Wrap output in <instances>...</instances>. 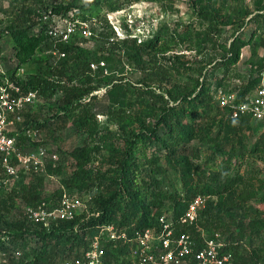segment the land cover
<instances>
[{
  "label": "trees",
  "instance_id": "16d2710c",
  "mask_svg": "<svg viewBox=\"0 0 264 264\" xmlns=\"http://www.w3.org/2000/svg\"><path fill=\"white\" fill-rule=\"evenodd\" d=\"M20 1H22L20 11L24 16L17 17V22H10L2 29L10 35L12 56L7 57L4 72L0 73V83L3 78H8L18 85L23 93L36 91L39 102H46L47 109L55 110V113L51 117L52 119L40 121L38 114L33 112L35 111L34 105L23 113V121L21 125H18V130L29 128L41 131L48 124V120L63 122L70 112L81 107L83 116L76 119L77 125L83 128L92 137V140L97 139L105 144L102 145L103 148L83 146L77 149L74 153L80 162L74 165L76 170L67 178L62 179L59 182V188L51 195H44V179L46 175L58 174L60 165H56L55 168L47 165L44 174L21 175L12 192L1 197L0 250L4 253L6 262H0V264H64L67 260L82 256L93 238L99 234L101 226L112 224L116 229H124L129 236L135 230L157 229L160 216L174 223L177 222L186 210L189 201L197 195L207 199L203 210L198 213L196 224L207 236H211L217 231L213 230L208 233L207 229L215 223L217 214L222 211L231 212L236 207L243 208L245 204H237L228 200L232 191L229 187L231 188L233 184L229 162L236 156L235 149L230 147L225 150L221 144L216 143L208 147L207 153L201 154L199 147H190L193 140L207 143L209 141L207 134L213 128L212 122L207 120L213 109V97L205 89L204 84L196 81V88L193 90L198 89L199 91L196 93L174 87L173 95L175 94V97L171 106H168V102L162 94H157L150 88L151 83L161 78L160 73L149 68L152 65H150L152 60L173 50L178 42L182 43L186 40L185 37L181 38L177 31L170 32L166 27H162L152 33L150 37L147 36L137 42V38L130 37V29L123 23L125 28L123 39H117L110 26H108L109 35L101 33L99 37L98 35L92 37L97 41L108 40L107 38L112 36L114 41H109V47L99 45L98 51H90L82 48L81 41H78L84 39H73L69 44L59 47L61 51L65 52V57L53 59L52 56L46 55L50 43L44 32L45 26L40 22L39 31H33L31 19L27 17L31 12L30 3L32 4V1L36 0ZM37 1L40 2V0ZM138 1L59 0L58 3L50 5L49 10L46 11L92 20L100 18L105 9L108 12L120 11ZM199 1L201 3V0ZM211 1L215 2L216 0ZM42 11H36L37 17L41 15ZM32 12L33 17L35 11ZM212 13L213 10L207 9L205 6L200 7L197 14L205 19L207 24L201 38L202 42L204 38V41L210 42L213 34L221 35L222 28L227 26L236 27L237 34L233 35L228 52L221 56V60L215 64L212 70L214 71L216 68L222 70L223 77L216 81L219 89L222 87L223 78L229 69L228 62H237L239 50L246 45L242 39L243 34L239 31L249 12L243 11L240 15L241 18L236 21L227 15L224 23L218 22V18ZM250 20L255 23L253 32L264 34V13H256ZM25 21L30 24H23ZM163 37L166 38L165 41H162ZM196 45L201 46V43L196 41ZM119 51H124V54L134 64H141V71H148L142 81L143 88L146 89H141V92L136 94L139 97L137 101L146 103L148 106H144V110L141 112L142 116L147 118L156 116L157 121L154 124L155 127H142L138 131L128 133L124 131L121 137L123 145L108 147L107 142L110 145L111 139H114L116 134L105 128H103L104 132L100 131L94 122L95 116L92 113L89 114L93 100L97 97L93 93L102 88L107 90L106 93L112 97L113 102L109 107L108 118L122 123L123 118H128L125 113H121L126 103L125 100L127 101L129 96L134 95V92L129 83L116 81L113 74L104 75L101 69L91 71L89 65L91 62L98 63L104 60L109 64L108 69L111 70L110 65L119 60L118 63L121 67L120 59H115V54ZM98 52H101L102 55L98 56ZM13 64L14 66H12ZM28 65H31V69L28 68V71H25L24 66ZM209 65L211 63H208ZM20 68H23L24 74L16 77ZM263 70L264 62L261 61L241 87L233 92L236 94V103L242 101L260 84L259 75ZM143 94L152 99L151 104L148 105L147 101L149 100L142 101ZM133 103V107H140L136 101L133 100ZM130 105H132V101ZM226 110L231 118L230 109ZM247 119L248 117L231 118L228 122L231 125H236ZM138 120L141 119L138 118ZM176 140L181 144V147L176 145V148L173 149L170 145L173 144V141L176 143ZM101 149L109 152L108 162L114 165L108 171V173L111 172L109 175H112L109 184L117 189L113 190V193L99 204L98 200L101 198V194L98 193L97 186L107 182L106 177L104 178L107 173L105 175L99 172L93 174L87 165L95 160ZM220 156H225V164L228 165L218 166L215 169L212 167L207 181L203 185H199L198 190L195 189L191 185L192 177L196 175L199 180L200 175L205 176L206 174L204 168L201 169L199 164L193 163L191 159L205 158V162L214 165ZM169 173L177 176L181 184L179 190L182 194L178 189L170 190L171 188L165 187ZM69 189H75L76 193H70ZM64 190L72 196H77L86 205V211L79 212L71 221H57L49 227H44L42 224L27 221L21 212L19 220L10 223H5L3 220L4 215L9 214L13 208L16 198L28 206H36L45 202L53 208L57 207ZM212 196L216 197V201L212 200ZM259 200L264 204V193ZM243 218V221L235 222V227L227 234L226 238L218 234L222 241L227 243L226 250L233 253L234 264H239V259L243 260V256L239 254L240 249L249 251V247L251 263L248 264H264V219H256L252 216L250 221H246L247 217ZM194 227L176 224L175 233L188 232L194 240L199 241V233ZM102 238L105 264H123L126 261L127 247H114L113 243L105 242V236ZM120 258L121 263H119Z\"/></svg>",
  "mask_w": 264,
  "mask_h": 264
},
{
  "label": "rangeland",
  "instance_id": "374dc122",
  "mask_svg": "<svg viewBox=\"0 0 264 264\" xmlns=\"http://www.w3.org/2000/svg\"><path fill=\"white\" fill-rule=\"evenodd\" d=\"M20 0H0V67L4 71L5 62L7 57L11 55V38L7 32L2 31L5 26L10 22H17V17L21 18L24 15L20 11ZM59 0H40L32 1L30 3V11H35V15L32 17L30 12L27 17H30V22L33 24V31H39L40 22L38 20L36 11L49 10L50 5L58 3ZM207 7V9L213 10L212 15L218 18V22L224 23L227 15H230L235 21L241 18L243 11H248L249 15L244 20V24L240 28L242 39L246 43L244 47L239 50V58L237 62H228L230 64L226 75L223 78V85L218 89L217 80L221 79V68H213L215 64L221 60V56L228 52L229 45L232 42L233 35H237L235 32L236 27H223V33L221 35L213 34L211 41H201L203 37L204 28L207 27L206 20L199 17L197 14L200 7ZM42 11V12H43ZM121 14L114 21L116 25L124 23V18L127 20L126 24L130 29V37L137 38L139 40L150 37L152 33L158 31L162 27H166L168 31H177L181 38L185 37L186 40L182 43L178 42V45L173 50L168 51L163 55L157 56V59L152 60L149 67L152 71L158 72L161 75L159 80L150 84V88L155 90L157 94H162L164 99L167 100L168 106L173 105L175 94L173 95V88L187 89V92H198L195 87L196 81L202 82L205 89L208 90L210 96L213 97L212 104L213 109L207 120L213 125L211 132L207 134L209 141L207 143H200L193 140L190 143V147H199L201 154L207 153L208 147L213 144L219 143L221 146L228 150L230 147L235 149L236 156L229 162L230 177L233 180L231 189V195L228 200H232L237 204H245L243 208L236 207L231 212L222 211L217 214L215 223L209 226L208 233H219L223 238H226L227 234L233 230L236 221H243L245 216L246 221H250L252 216L256 219H264V204L259 200L264 193V124L258 121L248 118L240 122V124H232L228 121L231 119L228 115L226 108H221L218 102L220 95L236 92L247 77L255 71V66L263 61L264 62V34L261 32H253L255 29L254 21L249 19L256 13H264V0H139L132 3L123 10ZM112 12L104 10L103 15L100 18H95L97 28L92 26L95 34L100 36L101 33L109 35L110 29L108 26L109 20L107 14ZM111 21L112 20V15ZM25 17V18H27ZM129 21V22H128ZM19 23V22H18ZM25 25H29L28 21L23 22ZM111 27V26H110ZM112 29V27H111ZM122 30V29H120ZM125 28L122 30L120 38H124ZM110 37V36H109ZM96 39V38H95ZM93 38L81 41V47L89 49L90 51H98L99 45L109 47L110 42L114 41V38H107L108 40H95ZM99 39V38H98ZM116 40V39H115ZM166 38L163 37L162 41ZM108 41V42H107ZM196 41L201 43V46L196 45ZM107 42V43H106ZM106 43V44H105ZM124 50V49H123ZM102 55L98 52V56ZM116 60H119L114 64L108 65L104 60L105 66L101 69L104 75L115 76L116 81H124L132 86L134 95L129 96L125 102V106L122 108L121 113H125L128 118H123L122 123H118L114 119L111 120L108 117L109 107L112 105V97L106 93V89L102 88L93 94L96 95V99L93 100L91 106V112L95 116V124H97L100 131L104 132V129H108L110 132L115 133V138L111 139L110 145L107 142L108 147H120L123 145L122 134L131 131H138L142 127H155L157 121L156 116L150 118L142 116L141 112L144 110L146 103H139V97L137 96L143 88V79L146 77L148 71H141V64H134V62L128 58L124 51L116 52ZM230 56V54H227ZM12 56V55H11ZM146 61V60H144ZM154 61V62H153ZM208 63L211 65L208 66ZM96 64V62H91ZM89 65V68H90ZM14 66V64L12 65ZM31 65L24 66L25 71H28ZM1 69V68H0ZM31 69V68H30ZM91 71H96L90 68ZM106 72H105V71ZM214 72V73H212ZM264 75V70L260 73L259 78ZM123 79V80H122ZM260 83V82H259ZM259 85V84H258ZM258 85L256 87H258ZM137 94V95H136ZM142 101L149 100L148 105L151 104L149 96L143 94ZM172 99H171V98ZM133 100L136 101L140 107L134 106ZM132 101V105L130 102ZM35 113L38 114L39 120L52 119L55 110L47 109V103H37L35 106ZM118 108V106H115ZM133 107V108H132ZM148 107V106H146ZM227 113V114H226ZM83 116L82 109L76 108L69 113L68 117H65V121H47L46 127L42 128V135L44 139V145L48 149L55 150L58 156V162L56 165H60V172L52 175L51 178H45L43 183L44 195H51L60 186V181L73 173L76 170L75 164L80 162V159L76 157L75 151L79 148L98 146L102 147L105 142H100L85 132V130L77 125L76 119ZM141 120H138V118ZM119 120V119H116ZM207 138V139H208ZM108 141V140H107ZM176 145L181 147V144L176 140L170 145L173 149ZM103 148V147H102ZM107 148V147H105ZM178 152V147H177ZM188 155H190L188 153ZM109 152L102 150L97 153L95 160L87 165V168L95 174L97 172L104 173L107 182L97 186L98 193L101 194V198L98 200L102 203V200L108 198L113 190L117 187L109 184V179L112 177L110 169L114 165L108 162ZM191 157V156H190ZM205 158L191 159L193 163L199 164L200 168H204L205 176L194 175L192 177L191 185L195 189H199V185H203L207 181L208 174L211 173V168L214 169L218 166H227L225 164V156L219 157L214 165H210L205 162ZM203 176V177H202ZM201 178V180H200ZM166 181V188L178 189L181 187L180 181L176 175L168 174ZM28 181V180H27ZM70 193H76L75 189H69ZM96 190V189H94ZM209 198V196H207ZM212 200L216 201V197L212 196ZM22 204L19 198L14 201V206L10 210V213L5 214L3 220L5 223L19 220L21 218L20 205ZM251 209V210H250ZM201 209L200 211H202ZM251 211V212H250ZM256 211V212H254ZM250 212V213H249ZM4 228V227H3ZM250 252L248 250L240 249L239 254L243 256V260L239 259V264H248L250 262Z\"/></svg>",
  "mask_w": 264,
  "mask_h": 264
},
{
  "label": "built area",
  "instance_id": "2783aa9c",
  "mask_svg": "<svg viewBox=\"0 0 264 264\" xmlns=\"http://www.w3.org/2000/svg\"><path fill=\"white\" fill-rule=\"evenodd\" d=\"M123 10L107 14L108 22L120 38L124 24L116 25L117 17ZM43 23L44 32L50 47L46 55L53 59L65 57V52L59 48L69 44L73 39H90L96 37L97 28L95 19L83 20L72 15L55 14L44 11L38 17ZM129 22V21H128ZM124 23L127 20L124 18ZM92 26H95L93 31ZM122 29V30H120ZM103 61L91 64L93 70L102 69ZM0 73H3L0 67ZM105 71V70H104ZM106 72V71H105ZM24 74L23 68L18 69L17 76ZM36 91L23 93L18 85L8 78L0 83V199L11 193L16 187L21 175L44 174L47 165L56 167L58 156L55 150L48 149L38 129L23 128L18 125L23 121V113L39 102ZM235 93L220 95L218 102L221 108L230 109L232 119L248 117L264 124V75L258 87L245 96L238 103ZM34 144V145H33ZM47 178L52 176L46 175ZM206 197L197 195L191 199L184 213L177 222L159 217L158 228L135 230L131 236L124 229H116L114 225H103L99 234L93 238L89 247L80 258L67 260L64 264H105V249L102 245L106 237L108 243L114 247H127L126 261L123 264H234L233 253L226 250L227 243L220 235L214 232L211 236L198 226V213L206 204ZM86 211V205L77 196L63 191L57 207H49L45 202L36 206L20 205V212L27 221L49 227L57 221H71L76 215ZM195 226L199 233V241L194 240L188 232L175 233V226ZM198 239V238H197ZM121 258L120 262L121 263ZM0 262L5 263L4 253L0 250Z\"/></svg>",
  "mask_w": 264,
  "mask_h": 264
},
{
  "label": "clouds",
  "instance_id": "9594fccd",
  "mask_svg": "<svg viewBox=\"0 0 264 264\" xmlns=\"http://www.w3.org/2000/svg\"><path fill=\"white\" fill-rule=\"evenodd\" d=\"M29 109H30V108H29ZM29 109H28V110H29Z\"/></svg>",
  "mask_w": 264,
  "mask_h": 264
}]
</instances>
